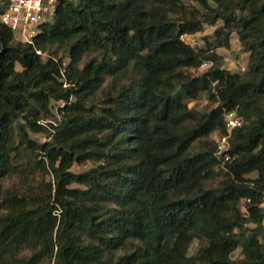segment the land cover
<instances>
[{
    "label": "trees",
    "instance_id": "16d2710c",
    "mask_svg": "<svg viewBox=\"0 0 264 264\" xmlns=\"http://www.w3.org/2000/svg\"><path fill=\"white\" fill-rule=\"evenodd\" d=\"M180 1L61 0L34 44L0 23V264H264V0Z\"/></svg>",
    "mask_w": 264,
    "mask_h": 264
},
{
    "label": "built area",
    "instance_id": "2783aa9c",
    "mask_svg": "<svg viewBox=\"0 0 264 264\" xmlns=\"http://www.w3.org/2000/svg\"><path fill=\"white\" fill-rule=\"evenodd\" d=\"M61 0H0V23L14 33L18 41L34 44L35 37L41 30L42 24L51 20L56 13ZM192 35H182V40L192 43ZM208 64V63H207ZM242 124L241 118L235 112L226 116V126L229 134L218 135V153L222 154L228 146V137L233 129ZM229 158L228 156L226 157Z\"/></svg>",
    "mask_w": 264,
    "mask_h": 264
},
{
    "label": "rangeland",
    "instance_id": "374dc122",
    "mask_svg": "<svg viewBox=\"0 0 264 264\" xmlns=\"http://www.w3.org/2000/svg\"><path fill=\"white\" fill-rule=\"evenodd\" d=\"M172 9L173 15L176 18L182 19V18H190L195 15V2L193 0H183L180 2H173L167 4ZM220 23H217L216 25H205V29L203 31H199L195 34H193L190 37V40L194 45L197 46H205L206 45V38L213 39L215 37V31L216 28L219 26ZM231 37V45L229 48H218L217 51L224 57V67L233 71V72H243L248 67V57L249 54L244 52L239 39L238 35L235 31L230 32ZM210 67V64H204L198 68H190L189 71L197 76L205 71L208 70ZM189 105L193 108H196L198 111H205L207 106L209 105L208 98L206 94H203L198 99H194L190 101ZM57 107V104L55 105ZM56 122V119L52 116H47L41 119V122L47 123V122ZM32 136L44 141L46 139V134H39V133H32ZM213 137L218 138V134H214ZM92 164L89 163L86 166H76L74 167V170L79 172L83 169H86L90 167ZM52 179L51 176H47V180L50 181ZM198 248V241L195 240L190 248V254H193L196 252ZM241 249H237L233 253L234 258L241 257Z\"/></svg>",
    "mask_w": 264,
    "mask_h": 264
}]
</instances>
